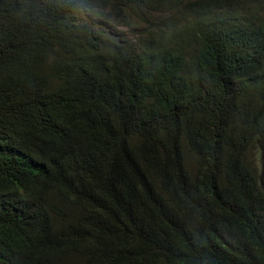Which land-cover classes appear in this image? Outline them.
I'll return each instance as SVG.
<instances>
[{
    "label": "trees",
    "instance_id": "1",
    "mask_svg": "<svg viewBox=\"0 0 264 264\" xmlns=\"http://www.w3.org/2000/svg\"><path fill=\"white\" fill-rule=\"evenodd\" d=\"M251 1L0 0V264H264ZM173 9L187 22L154 16ZM92 17L138 30L136 75L74 51Z\"/></svg>",
    "mask_w": 264,
    "mask_h": 264
},
{
    "label": "clouds",
    "instance_id": "2",
    "mask_svg": "<svg viewBox=\"0 0 264 264\" xmlns=\"http://www.w3.org/2000/svg\"><path fill=\"white\" fill-rule=\"evenodd\" d=\"M244 0H236L235 5H238L234 10L243 13L250 14L254 10L251 7L253 3L242 4ZM181 10L184 8H180ZM179 9L165 10V12H159L154 14L156 19H163L173 17L181 22L185 19V15ZM91 13L86 11L82 13L81 17H89ZM181 17V18H180ZM93 22L89 25L85 31H78L77 39L80 40L81 44H77L75 52L82 51L85 53L86 58L91 61L92 65L99 74L103 75L107 80H120L124 74V68H127V74L136 75L135 73L140 71L137 63V56L141 50L139 45L140 35L138 30L129 31L127 27L123 26L119 20L97 18L92 17ZM187 20V19H185ZM161 22V20H159ZM176 22V23H178ZM259 46L264 47L263 35H259L257 42L252 41L250 47L259 49ZM101 59V61H99ZM36 90L35 92H38ZM28 106L31 107L33 97L30 99ZM7 138L0 137V160L4 161L5 156L3 154V143ZM7 258V251L4 249L0 250V262L4 263Z\"/></svg>",
    "mask_w": 264,
    "mask_h": 264
},
{
    "label": "rangeland",
    "instance_id": "3",
    "mask_svg": "<svg viewBox=\"0 0 264 264\" xmlns=\"http://www.w3.org/2000/svg\"><path fill=\"white\" fill-rule=\"evenodd\" d=\"M231 0H226V3H230ZM250 2L252 3L251 0H244V2L242 4H250ZM233 7H237L238 5H235L234 3L232 4ZM181 18V17H180ZM188 20V19H187ZM187 20L183 19L181 22H178L176 19L174 22H178L176 24V26H180V25H183L184 23L187 22ZM157 21L159 22V19H157ZM163 24H166V25H170L171 23H164L162 22ZM194 52V51H193ZM192 52V54H193ZM192 54L190 55V57L192 56ZM260 150L258 147L256 146H253L250 148V150L248 151V154H247V159L248 161L250 162L251 166L254 168L255 172L258 173L260 172L261 170V166H262V160L260 158ZM194 157H192V155L190 153H188V160L190 163H193L194 164ZM76 263L77 264H82V260H78L76 258Z\"/></svg>",
    "mask_w": 264,
    "mask_h": 264
}]
</instances>
